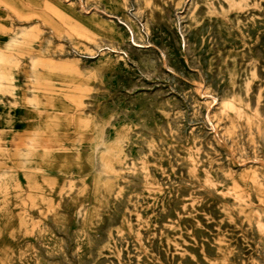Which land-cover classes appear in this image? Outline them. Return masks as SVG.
Instances as JSON below:
<instances>
[{"label":"rangeland","instance_id":"1","mask_svg":"<svg viewBox=\"0 0 264 264\" xmlns=\"http://www.w3.org/2000/svg\"><path fill=\"white\" fill-rule=\"evenodd\" d=\"M18 2L0 264H264V0Z\"/></svg>","mask_w":264,"mask_h":264},{"label":"bare ground","instance_id":"2","mask_svg":"<svg viewBox=\"0 0 264 264\" xmlns=\"http://www.w3.org/2000/svg\"><path fill=\"white\" fill-rule=\"evenodd\" d=\"M19 0H0V2H3L7 7H9V8H12V9H18L19 7H18V4H19V2H18ZM29 1H36V3H41L40 1H44V0H29ZM201 1V0H200ZM73 2V1H72ZM77 2H79V1H77ZM81 2V1H80ZM250 2H251V0H250ZM249 2V3H250ZM257 2V1H256ZM262 2V1H261ZM83 5V4H82ZM138 5V4H137ZM226 5V4H225ZM170 7V6H169ZM201 8H203V7H201ZM94 9V8H93ZM200 9V8H199ZM198 9V10H199ZM92 10V9H91ZM99 11V10H98ZM174 11V10H173ZM184 11V10H183ZM85 12V11H84ZM87 12H89V11H87ZM127 12V11H126ZM201 12V11H200ZM101 13V12H100ZM189 13V12H188ZM130 14V13H129ZM132 14V13H131ZM148 14V13H147ZM178 14V13H177ZM102 15V14H101ZM107 15V14H106ZM113 15V14H112ZM251 15V14H250ZM107 16H109V15H107ZM148 16V15H147ZM174 16V15H173ZM187 16V15H186ZM232 16V15H231ZM103 17V16H102ZM117 17V16H116ZM155 18V17H154ZM145 19V18H144ZM156 19H157V17H156ZM158 21H159V19H157ZM179 20V19H178ZM244 20V19H243ZM145 21V20H144ZM115 23V22H114ZM125 23V22H124ZM117 24V23H116ZM138 24H139V22H138ZM141 24V23H140ZM119 25V24H118ZM123 25V24H122ZM149 27H150V25H149ZM128 28V27H127ZM145 30V29H144ZM209 30V29H208ZM245 31V30H244ZM129 32V31H128ZM182 33V32H181ZM248 33V32H247ZM50 34V33H49ZM249 34V33H248ZM260 35V34H259ZM181 36V35H180ZM133 37V36H132ZM149 37V36H148ZM183 37V36H182ZM262 37V36H261ZM182 39V38H181ZM260 39V38H259ZM148 40V39H147ZM187 41V40H186ZM260 41V40H259ZM63 42H65V41H63ZM141 42V41H140ZM144 42H145V40H144ZM148 42V41H147ZM188 42V41H187ZM142 43V42H141ZM260 43V42H259ZM185 44H186V42H185ZM215 44V43H214ZM66 45V44H65ZM125 46V45H124ZM134 46V45H133ZM136 46H138L139 47V45H137L136 44ZM183 46V45H182ZM115 48V47H114ZM132 48V47H131ZM131 48H129V49H131ZM215 48V47H214ZM226 48V47H225ZM108 49V48H107ZM165 49V48H164ZM186 49V48H185ZM104 50H106V49H104ZM124 50V49H123ZM100 51V50H99ZM126 51H127V49H126ZM125 51V52H126ZM134 51V50H133ZM163 51H165V50H163ZM162 52V51H161ZM215 52V51H214ZM217 52V51H216ZM112 53V52H111ZM136 53V52H135ZM165 53V52H164ZM163 53V54H164ZM81 54H83V53H81ZM121 54V53H120ZM136 54H138V52L136 53ZM162 54V55H163ZM255 54H256V52H255ZM72 55V54H71ZM124 55V54H123ZM188 55V54H187ZM192 55V54H191ZM216 55V54H215ZM241 55V54H240ZM67 56V55H66ZM125 56H126V53H125ZM133 56V55H132ZM68 57V56H67ZM74 57V56H73ZM76 57V56H75ZM78 57V56H77ZM96 57V56H95ZM127 57V56H126ZM163 57H165V56H163ZM259 57V56H258ZM97 58V57H96ZM123 58V57H122ZM157 58H159V57H157ZM247 58V57H246ZM262 58V57H261ZM88 59V58H87ZM218 59V58H217ZM90 60V59H89ZM129 60V59H128ZM160 60V59H159ZM168 61V60H167ZM158 63V62H157ZM216 63V62H215ZM219 63V62H218ZM231 63V62H230ZM229 63V64H230ZM162 64H164V63H162ZM198 64V63H197ZM214 64V63H213ZM198 68H199V65H198ZM215 68V67H214ZM224 68V67H223ZM216 69V68H215ZM198 70V69H197ZM200 70V69H199ZM204 70V69H203ZM257 70V69H256ZM159 71V70H158ZM259 72V71H258ZM198 73H200V72H198ZM258 74V73H257ZM204 75V74H203ZM200 76V75H199ZM257 76V75H256ZM227 77V76H226ZM258 77V76H257ZM200 78H201V76H200ZM204 78H206V77H204ZM202 79V78H201ZM206 80V79H205ZM202 81V80H201ZM207 81V80H206ZM211 82V81H210ZM207 83V82H206ZM203 84H204V82H203ZM203 84H202V86H203ZM256 86V85H255ZM259 86V85H258ZM195 87H197V86H195ZM208 87V86H207ZM210 87H211V85H210ZM204 88V87H203ZM237 89V88H236ZM255 90V89H254ZM253 91V90H252ZM256 91V90H255ZM198 93V92H197ZM202 93H203V91H202ZM220 93V92H219ZM104 94V93H103ZM207 94H209V93H207ZM120 95V94H119ZM210 96H212V94L210 95ZM198 97V96H197ZM203 97H204V95H203ZM116 98V97H115ZM213 98V97H212ZM254 98V97H253ZM114 99V98H113ZM197 99V98H196ZM199 99V98H198ZM208 99V98H207ZM211 99V98H210ZM251 99V98H250ZM264 99V98H263ZM219 100V99H218ZM215 101H216V99H215ZM87 103V102H86ZM115 104V103H114ZM253 105H254V103H252ZM204 105V104H203ZM215 105V104H214ZM206 106V105H205ZM260 106V105H259ZM262 106V105H261ZM209 108V107H208ZM203 111V110H202ZM206 112H207V109H206ZM203 115V114H202ZM126 116V115H125ZM116 119V118H115ZM202 119V118H201ZM205 119V118H204ZM119 120V119H118ZM148 120V119H147ZM203 121V120H202ZM210 121V120H209ZM173 122V121H172ZM165 127V126H164ZM180 127V126H179ZM162 128V127H161ZM210 128H212L214 131H216V129H215V126L211 123V127ZM164 129V128H163ZM169 129V128H168ZM211 129V130H212ZM139 130V129H138ZM179 132V131H178ZM181 132V131H180ZM212 132V131H211ZM147 133V132H146ZM197 133V132H196ZM217 134V133H216ZM213 135V134H212ZM218 135V134H217ZM240 135V134H239ZM209 136V135H208ZM190 137V136H189ZM236 137V136H235ZM150 138V137H149ZM213 138V137H212ZM217 138V137H216ZM79 139V138H78ZM157 139V138H156ZM184 141V140H183ZM182 141V142H183ZM228 141V140H227ZM230 142V141H229ZM214 143V142H213ZM241 143V142H240ZM26 144H28V143H26ZM202 144V143H201ZM214 146V145H213ZM175 147V146H174ZM146 148V147H145ZM147 149V148H146ZM211 149V148H210ZM177 151H178V149H177ZM217 151V150H216ZM181 152H183V151H181ZM139 153V152H138ZM173 153V152H172ZM245 153V152H244ZM202 155V154H201ZM205 155V154H204ZM212 155V154H211ZM214 155V154H213ZM174 155H172V157H173ZM203 156V155H202ZM206 156V155H205ZM241 157V156H240ZM257 163H258V161H256ZM226 163V162H225ZM252 163V162H251ZM254 163V162H253ZM182 164H184V163H182ZM248 164V163H247ZM168 166V165H167ZM179 166V165H178ZM181 166V165H180ZM100 167V166H99ZM129 168V167H128ZM181 168V167H180ZM185 168V167H184ZM183 168V169H184ZM240 168H242V167H240ZM169 169V168H168ZM182 171V170H181ZM132 173V172H131ZM185 173H186V171H185ZM128 174V173H127ZM134 175V174H133ZM133 175H132V177H133ZM158 175V174H157ZM127 176V175H126ZM130 176V175H129ZM70 177V176H69ZM203 177V176H202ZM174 178V177H173ZM221 178V177H220ZM9 179V178H8ZM11 179V178H10ZM137 179V178H136ZM192 179V178H191ZM139 180V179H138ZM184 180V179H183ZM195 180V179H194ZM132 181V180H131ZM177 182V181H176ZM189 182V181H188ZM179 183H181V182H179ZM193 183V182H192ZM175 184V183H174ZM181 184H183V183H181ZM169 185H170V182H169ZM208 189V188H207ZM205 192V191H204ZM204 192H203V194H204ZM174 193H175V191H174ZM199 193V192H198ZM201 193V192H200ZM212 194H213V192H212ZM193 195H195V194H193ZM200 195V194H199ZM215 195V194H214ZM220 195V194H219ZM174 196V195H173ZM188 196H189V194H188ZM167 197V196H166ZM179 197V196H178ZM227 197V196H226ZM230 198V197H229ZM227 199V198H226ZM175 200V199H174ZM179 200V199H178ZM177 200V201H178ZM141 201V200H140ZM176 201V202H177ZM210 201V200H209ZM202 202V201H201ZM228 202V201H227ZM180 203V202H179ZM182 203V202H181ZM178 204V203H177ZM213 204H215V203H213ZM196 206V205H195ZM89 207V206H88ZM203 207V206H202ZM205 207V206H204ZM199 208V207H198ZM85 209V208H84ZM210 209H212V208H210ZM173 210V209H172ZM207 210V209H206ZM187 211V210H186ZM205 211V210H204ZM143 212V211H142ZM181 212V211H180ZM191 212V211H190ZM183 213V212H182ZM174 214V213H173ZM184 214V213H183ZM120 215V214H119ZM174 216V215H173ZM215 217H217V216H215ZM28 218V217H27ZM119 219V218H118ZM190 219V218H189ZM36 220V219H35ZM81 220V219H80ZM51 222V221H50ZM118 222V221H117ZM189 222H190V220H189ZM238 223V222H237ZM45 224V223H44ZM50 225V224H49ZM158 225V224H157ZM205 225V224H204ZM162 226V225H161ZM224 226V225H223ZM36 227V226H35ZM60 227V226H59ZM103 227V226H102ZM211 228H212V226H211ZM156 229H158V228H156ZM223 229V228H222ZM221 229V230H222ZM159 230V229H158ZM157 230V231H158ZM166 230V229H165ZM36 232V231H35ZM48 232V231H47ZM85 232V231H84ZM100 232V231H99ZM52 233V232H51ZM39 234H40V232H39ZM57 234V233H56ZM85 234V233H84ZM141 234H142V232H141ZM157 234V233H156ZM88 235V234H87ZM115 235V234H114ZM143 235V234H142ZM50 236V235H49ZM62 236V235H61ZM80 236V235H79ZM95 237V236H94ZM93 237V238H94ZM145 237V236H144ZM128 239V238H127ZM145 239V238H144ZM152 239V238H151ZM240 239V238H239ZM86 240V239H85ZM155 240V239H154ZM185 240V239H184ZM199 240V239H198ZM52 241V240H51ZM84 241V240H83ZM158 241V240H157ZM200 241V240H199ZM58 242V241H57ZM88 242V241H87ZM94 243H96V242H94ZM144 243V242H143ZM146 243V242H145ZM244 243H246V242H244ZM48 244V243H47ZM89 244V243H88ZM123 244V243H122ZM45 245V244H44ZM119 245V244H118ZM42 246V245H41ZM94 246V245H93ZM92 246V247H93ZM163 246V245H162ZM96 247V246H95ZM95 247H94V249H95ZM212 247V246H211ZM83 248V247H82ZM55 249V248H54ZM58 249V248H57ZM89 249V248H88ZM131 250V249H130ZM134 250V249H133ZM66 251V250H65ZM163 251V250H162ZM173 251V250H172ZM36 252V251H35ZM42 252V251H41ZM63 252V251H62ZM127 252V251H126ZM158 252V251H157ZM39 253V252H38ZM135 253H137V252H135ZM139 253V252H138ZM161 253V252H160ZM52 254V253H51ZM83 255V254H82ZM162 255V254H161ZM165 255V254H164ZM60 256V255H59ZM211 256V255H210ZM257 256V255H256ZM109 258V257H108ZM162 258V257H161ZM247 258V257H246ZM256 258V257H255ZM91 259V258H90ZM57 260H58V258H57ZM107 261V260H106ZM176 261V260H175ZM112 262V261H111ZM45 263H46V261H45ZM118 263V262H117ZM119 264V263H118ZM166 264H168V263H166Z\"/></svg>","mask_w":264,"mask_h":264}]
</instances>
